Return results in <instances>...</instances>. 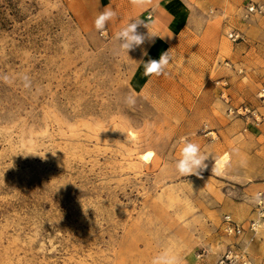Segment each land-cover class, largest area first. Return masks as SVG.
I'll use <instances>...</instances> for the list:
<instances>
[{"label": "rangeland", "instance_id": "1", "mask_svg": "<svg viewBox=\"0 0 264 264\" xmlns=\"http://www.w3.org/2000/svg\"><path fill=\"white\" fill-rule=\"evenodd\" d=\"M250 1L264 6L0 0V264H152L165 250L180 264H219L233 244L252 264L264 219L240 239L222 230L224 215L242 226L257 220L254 197L264 191V152L247 154L254 143L241 136L262 123L253 99L264 34L250 30L264 31V17L243 18ZM107 6L117 16L101 34L94 20ZM131 18L148 23L138 27L145 35L170 31L167 74L143 75L141 48L151 41L116 53L115 34ZM184 137L210 153L200 176L174 169ZM233 147L231 168L213 175V156Z\"/></svg>", "mask_w": 264, "mask_h": 264}, {"label": "clouds", "instance_id": "2", "mask_svg": "<svg viewBox=\"0 0 264 264\" xmlns=\"http://www.w3.org/2000/svg\"><path fill=\"white\" fill-rule=\"evenodd\" d=\"M131 3L136 7L143 8L151 3V0H131ZM116 16L117 13L115 10H113L110 6L105 7L94 20L95 29L103 34L107 23L116 18ZM141 25L149 30L148 23L145 22V20H142L141 18H131L126 26L116 32L115 39L119 42L118 48L116 49L117 54L121 52H126L128 54L129 51L140 48L146 40L152 41V38L156 37V34L150 31L147 35L138 32V27ZM141 51L144 56L148 55L147 51L143 48H141ZM174 61L175 57L172 54V49L162 52L158 60L149 59L146 62L141 60L144 68L143 75L145 77H159L161 75H165L167 74L166 69L170 64H173ZM23 79L25 81L24 86L26 88L29 87L30 81L28 80V77L25 76ZM3 81L6 83L11 82L8 76H4ZM124 103L129 107H132L136 103V97L134 95H128L125 97ZM119 131L125 133L121 130ZM180 143L182 144V147L179 151V157L174 162L175 171L182 177H188L191 175L200 176L201 173L208 168L206 161L209 159L210 153L202 151L199 143H195L187 137L181 138ZM53 155H55V153H53ZM233 155H239L238 148L233 147L230 153H225L220 157L213 156L215 161L211 169L213 175H225L231 168ZM241 164H244L243 160H241ZM254 200L264 203V198H262L259 193L256 194ZM152 264H180V261L179 258L172 254L169 250H165L152 260Z\"/></svg>", "mask_w": 264, "mask_h": 264}, {"label": "crops", "instance_id": "3", "mask_svg": "<svg viewBox=\"0 0 264 264\" xmlns=\"http://www.w3.org/2000/svg\"><path fill=\"white\" fill-rule=\"evenodd\" d=\"M166 0H151V3H149L147 6H145L146 9H152L153 11H161L163 10L162 3ZM100 0H98V3ZM176 0H169L164 6L167 10L176 8ZM259 26L262 23H257ZM262 26V25H261ZM261 26L257 27L256 29L251 28V33L255 36H263L264 31L261 30ZM258 28V29H257ZM264 29V28H263ZM169 30L164 31V35H157L155 38L152 39L150 42L151 44L148 46L147 49V58L149 59H155L158 60L160 57V54L164 52L165 47L168 46V44L171 42V38L169 37ZM253 43H256L255 40H253ZM255 48H259V45H255ZM254 48V49H255ZM146 62V61H145ZM246 78L250 79L251 77L246 74ZM254 82L256 81V78L253 79ZM252 80V81H253ZM254 107L256 108V111L261 115L262 117V123L257 126L256 128L253 127H246V130L241 133L242 138L245 142H252L254 143V149L248 150L247 154H257L259 151L264 152V100H255L253 99ZM262 187V186H261ZM252 249L250 252L251 262L252 264H264V229L262 230L260 236L256 238V240L252 243Z\"/></svg>", "mask_w": 264, "mask_h": 264}, {"label": "built area", "instance_id": "4", "mask_svg": "<svg viewBox=\"0 0 264 264\" xmlns=\"http://www.w3.org/2000/svg\"><path fill=\"white\" fill-rule=\"evenodd\" d=\"M252 17H264V6L254 2H247L243 6V18L250 19ZM228 39L233 42L241 41L242 36L239 32L230 31L228 34ZM258 98L260 100H264V75L262 76L259 82V90H258ZM249 113V110L246 107H240L237 113ZM229 113L233 114V110L229 109ZM256 118H259L258 115H255ZM259 121V120H258ZM262 198H264V191L259 193ZM257 207V220H251L247 226H242L235 222L229 215H224L222 220V230L225 235L234 237L236 239L242 238L246 232H250L252 235L256 234V231L259 227V221L264 219V203L256 201ZM238 244H233L228 247V249L224 252L219 264H249L246 260V256L243 255V252L237 248ZM245 259V260H244Z\"/></svg>", "mask_w": 264, "mask_h": 264}, {"label": "bare ground", "instance_id": "5", "mask_svg": "<svg viewBox=\"0 0 264 264\" xmlns=\"http://www.w3.org/2000/svg\"><path fill=\"white\" fill-rule=\"evenodd\" d=\"M143 157L145 158V160H147L150 157V153H146L145 155H143ZM147 157V159H146Z\"/></svg>", "mask_w": 264, "mask_h": 264}]
</instances>
